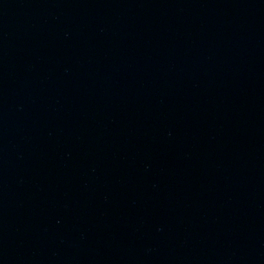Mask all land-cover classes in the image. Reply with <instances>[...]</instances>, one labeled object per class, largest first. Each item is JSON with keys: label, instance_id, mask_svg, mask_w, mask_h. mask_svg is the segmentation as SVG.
<instances>
[{"label": "water", "instance_id": "obj_1", "mask_svg": "<svg viewBox=\"0 0 264 264\" xmlns=\"http://www.w3.org/2000/svg\"><path fill=\"white\" fill-rule=\"evenodd\" d=\"M0 264H264V0H0Z\"/></svg>", "mask_w": 264, "mask_h": 264}]
</instances>
